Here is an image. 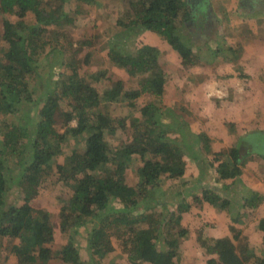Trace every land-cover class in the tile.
Instances as JSON below:
<instances>
[{
    "label": "trees",
    "instance_id": "trees-1",
    "mask_svg": "<svg viewBox=\"0 0 264 264\" xmlns=\"http://www.w3.org/2000/svg\"><path fill=\"white\" fill-rule=\"evenodd\" d=\"M99 2L103 0H0V12L18 19H4L0 26V248L4 239L7 243L18 241L12 249L20 264H48L56 258L64 264H82L75 235L88 226L93 264H180V241L188 233L181 225L183 214L191 209L186 203L189 194L175 211L158 212L152 206H146L142 213L137 210L151 190L165 193L166 188L161 189L165 180L176 181L177 188L191 184L185 179V156L195 163L194 170H200L201 153H213L212 140L200 133L201 153L186 155L168 131L183 138V122L166 124L162 120L166 112L153 104L136 110L135 100L144 93H164L166 73L160 49L143 45L132 54L125 53L108 42L107 33L112 30L108 26H99L87 40L74 41L69 35V27L76 22L70 6ZM120 5L117 24L128 19L122 25L124 31L141 28L156 33L178 53L182 67L198 64L177 24L191 19L187 0H121ZM28 13L34 15V21L25 20ZM83 46L88 47L86 51ZM105 49H109L111 61L130 76L143 75L138 89L113 81L106 76L107 71L86 73L79 69L82 61L94 63L97 52ZM50 56L52 63L47 61ZM55 63L72 72L65 79L53 80ZM38 82L44 87L39 88ZM240 93L238 98L244 92ZM227 102L232 104V100ZM112 104L127 105L129 115L113 116ZM73 121L76 126L70 125ZM129 127L131 140L118 147L114 138ZM243 146L248 148L244 153ZM254 155L264 160V131L244 134L228 151L215 153L210 165L219 163L215 167L217 180H235L242 177L248 157ZM133 156H139L143 163L136 187L128 186L122 178ZM200 172L198 186L205 173ZM55 176L70 188L71 195L63 199L48 194L47 200L60 202L59 210L52 212L40 202L44 201L43 190H55ZM201 189L202 201L222 211L234 208L233 200L222 197L216 189ZM13 190L19 195L16 201L23 202L19 206L7 202ZM244 191L243 210L257 209L264 202L261 192ZM191 195L199 199V195ZM114 201L121 203L119 210L111 206ZM243 217L237 214L228 222H216L215 239L201 235V243L211 256L207 264H264L263 257L249 254L250 247L241 242L237 224ZM229 225L236 233L232 238L227 237ZM258 229L264 232V219ZM58 233L66 243L53 252L47 245ZM113 238L120 240L125 254L116 252Z\"/></svg>",
    "mask_w": 264,
    "mask_h": 264
},
{
    "label": "rangeland",
    "instance_id": "rangeland-1",
    "mask_svg": "<svg viewBox=\"0 0 264 264\" xmlns=\"http://www.w3.org/2000/svg\"><path fill=\"white\" fill-rule=\"evenodd\" d=\"M108 1H112L114 4L107 3V0H103L102 4L99 2V4L90 6L73 3L70 8L76 22L73 27H69V35L72 36L74 41L87 40L92 38L99 26H104V28L108 26L112 28L107 33L108 42H111L112 46H119L125 53L132 54L143 45L160 49L163 53L166 73L164 93L161 96L144 93L135 100L136 110L153 104L166 112L162 117L163 122L166 124H175V120L178 123L183 122L186 126L181 123L185 128L183 138L179 134L172 133L170 129L168 131L170 132L169 137L179 141L178 144L186 151V155L188 153L192 154V152L197 154L200 152L199 150L203 146V143L197 137L200 133L205 132L212 140L213 153L206 156L205 153L200 152L199 160L202 164L200 170L205 172L201 181L202 185L198 186L196 182L197 177L202 172L199 169L194 170L192 164L195 165V163L190 160L191 158L185 156L187 164L185 179L190 181L191 184L177 188L175 187L176 181L170 183L165 180L162 187L160 186L162 190L166 188L165 193L151 190L149 196L140 202L137 211L139 213L144 212L146 206L156 207L158 212L175 211L180 201L184 199V195L189 194L186 196V203L190 204L191 209L183 214L181 225L188 233L180 241V264H207L211 256L201 243V235H203V238L208 236L211 240L215 239L216 233L213 231L215 230V223L228 222L230 216L236 217L237 214H243L244 216V220L237 224L238 230L242 233L241 242H246L250 247L249 254L264 258V232L258 229L259 222L264 219V202L257 209L243 210L241 208L245 188L261 192L264 196V160L256 155H254L256 157L251 156V159L248 157V163L243 169L242 177L228 181L217 180L215 167L219 163L215 167L210 165L215 160V153L221 152L222 149L228 151L231 147L237 145L244 134L251 131H264V1L256 9H251L243 6L240 0H207L208 7L212 8L213 6L214 10L212 12L210 10L214 18L212 29L207 35L193 34L191 30H188L191 27L186 28L178 22V29L184 37L185 44L191 48L194 54L193 57L198 61L197 65L188 68L182 67V60L178 53L158 34L144 31L141 28L132 33L124 31L125 28L123 29L124 26L122 25L127 23L128 19H122L123 21L117 24L120 16H116V10L121 8V0ZM4 19L12 22L18 20L15 16L0 12V26ZM25 20L28 22L34 21V15L28 13ZM201 35L203 38H200ZM87 48V46H83L84 51ZM46 51L49 52L50 50ZM108 52L109 49L102 52L98 51L94 63H84L82 61L79 64V69L84 70L86 73L107 71L106 76L113 81H123L127 87L133 90L138 89L143 75L130 76L126 70L119 68L111 61ZM47 61L52 63L54 61L53 56L48 57ZM207 61L209 63H206ZM53 68L52 79L55 81L65 79L69 76L68 72H72V69L61 67L60 64L56 63ZM258 72L257 76L256 73ZM249 74L251 76L256 75V80L252 81L251 84L249 79L247 82L248 76L250 78ZM52 85L54 84L52 83ZM38 87L43 88V83L38 82ZM239 92L246 93L240 96L243 97V102L239 103L238 101L239 104L235 106L234 101L236 98H233V96H236ZM231 100L232 104L227 102ZM110 109L115 117L124 118L129 115L127 105L121 108L112 104ZM70 125L76 126V122L73 121ZM131 136L132 129L129 127L126 131L119 132L114 141L118 147H122L129 143ZM110 139L112 140V138ZM247 149L243 146L242 153L246 152ZM142 165L141 158L133 156L128 163L129 168L124 169L125 172L122 178L125 184L132 187L139 185V169ZM54 181H58L56 176ZM202 187L216 189L222 197L232 199L234 208H231V211L228 209L222 211L219 206L214 207L202 201ZM191 193L199 195V199L196 200ZM48 194L55 198L69 199L71 190L60 181L57 182L55 190H43L42 198L44 201L40 203L49 211L57 212L60 202L57 203L56 199L51 200L50 198L47 200ZM18 196L16 190H13L8 197V204L21 205L23 203L21 200L16 201L19 198ZM111 206L115 210H119L121 203L114 201ZM87 227H81L78 230L79 233L75 235V247L81 256L82 264H93L90 259L91 253L88 241L90 231H87ZM231 227L232 225H229L227 231V237L230 238L236 234L233 232L234 230L230 229ZM179 230L180 227L177 231L179 232ZM210 234H213L214 237ZM4 241L5 244H2L0 248V264H20L12 249L13 246L18 244V241L13 243H7L6 239ZM65 243L64 237L58 233L54 241L47 246L53 252H56L61 250ZM112 244L116 252L125 254L121 249L119 239L113 238ZM157 245L161 246L162 243L158 242ZM97 260L103 263L106 261L99 258ZM48 264L64 263L56 258Z\"/></svg>",
    "mask_w": 264,
    "mask_h": 264
},
{
    "label": "flooded vegetation",
    "instance_id": "flooded-vegetation-1",
    "mask_svg": "<svg viewBox=\"0 0 264 264\" xmlns=\"http://www.w3.org/2000/svg\"><path fill=\"white\" fill-rule=\"evenodd\" d=\"M242 5L246 8L255 9L261 3L263 4L264 0H240ZM189 4L188 7L190 8L191 19L185 22L184 27L190 28L193 34H209L210 30L212 29L213 18L211 17V7H208L207 0H187ZM196 38V37H194ZM200 38H203L201 35Z\"/></svg>",
    "mask_w": 264,
    "mask_h": 264
},
{
    "label": "crops",
    "instance_id": "crops-1",
    "mask_svg": "<svg viewBox=\"0 0 264 264\" xmlns=\"http://www.w3.org/2000/svg\"><path fill=\"white\" fill-rule=\"evenodd\" d=\"M260 5H262V4H260ZM260 5H259V6H260ZM255 9H256V8H255ZM212 11H214V10H213V6H212V8H211V12H212ZM211 17L214 18L212 14H211ZM257 74H259V72L256 73V75H257ZM249 75H250V78H249V77L247 78V82H248V79H249V83L251 84L252 81H255V80H256V75H255V74H254V76H251V74H249ZM257 76H258V75H257ZM251 79H252V80H251ZM236 89H237V88H236ZM244 93H246V92H244ZM244 93H243V94H244ZM240 94H241V93H240ZM243 94H242V95H243ZM242 100H243V97H239V98H238V96H236V99H235V101H234V105L237 106L239 103L243 102ZM238 101H239V103H238ZM232 103H233V102H232ZM254 105H256V104H254Z\"/></svg>",
    "mask_w": 264,
    "mask_h": 264
}]
</instances>
